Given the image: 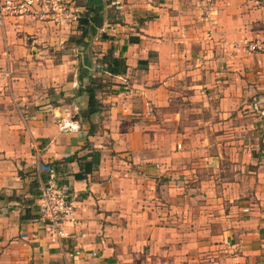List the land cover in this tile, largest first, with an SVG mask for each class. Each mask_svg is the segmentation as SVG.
Wrapping results in <instances>:
<instances>
[{"label":"crops","instance_id":"obj_1","mask_svg":"<svg viewBox=\"0 0 264 264\" xmlns=\"http://www.w3.org/2000/svg\"><path fill=\"white\" fill-rule=\"evenodd\" d=\"M126 1L139 41L96 31L127 69L104 73L89 116L80 90L105 76L61 46L80 34L76 5L51 31L39 11L0 27V264H264V0ZM171 94L207 107L179 152L153 137L152 106ZM37 161L74 207L59 240L38 221Z\"/></svg>","mask_w":264,"mask_h":264},{"label":"rangeland","instance_id":"obj_2","mask_svg":"<svg viewBox=\"0 0 264 264\" xmlns=\"http://www.w3.org/2000/svg\"><path fill=\"white\" fill-rule=\"evenodd\" d=\"M102 4H103V10H102V14H103V23H102V29L106 30L108 29L110 33H113L114 35H112L111 37H109V39H111V41H115V40H119L120 42L123 41V46L124 47H130L129 46V39L131 38V34H133V30H130L129 28L133 27V24L131 22H127V19H129L128 17V10L129 8L128 6V2L126 0H101ZM141 4H143V0H139ZM158 1V0H156ZM93 2H89V0H73V5L75 4L76 7L78 8V15L79 17L77 19H80L82 14L84 12H86V7ZM72 10H75L74 6H71ZM44 12V10H43ZM35 15V14H34ZM137 16V15H136ZM133 18H135V15H132ZM138 17V16H137ZM140 19H143L145 17H141L139 16ZM43 28L44 29H57L60 25H64L66 23L62 22L59 24H50V19H45V21H43ZM50 22V23H49ZM142 23V22H141ZM138 21V24H136V28L140 27L141 24ZM130 25V27H129ZM76 27L72 28V32L74 31H79V28L77 25H73ZM77 29V30H76ZM116 30H118L116 32ZM102 32L104 31H99L98 33H95L94 36L89 37L87 39V41H85V39L81 38L80 34L76 35V34H70L68 35V39L70 40V42L68 43V41H64L61 46L65 49V50H70L72 49L69 53L71 56H74L73 54H75V52L79 49L78 52H80V50H82V48L84 49V53L88 56L89 61L92 63L94 62L96 59H98V61L101 62V59L104 58V54L109 50V45L108 43L105 44L106 41H103L102 39ZM116 32V33H115ZM105 37V36H104ZM81 38V39H80ZM77 40H79V42L82 40V43L77 44ZM46 42H48L47 40H45ZM142 42H139V48L142 49V46H144V40H141ZM50 42V41H49ZM48 44V43H46ZM56 46V45H53ZM108 48V49H107ZM137 50V49H136ZM54 54H56V51H53ZM131 52L135 53L138 51L132 50ZM57 62V59H54ZM53 60V61H54ZM97 61V60H96ZM101 65V63H100ZM105 77H100V79L103 80H107L108 77L107 75H105L104 73L102 74ZM180 94H182V90H179ZM184 95V94H183ZM174 94H171V101L168 102V104L166 106H152V111L154 114V118L151 119L153 125L155 126V131H153L156 135H153V137H156L158 141H160V143L164 142L169 146H173L174 150L176 152L179 151H184V146H185V142H187V147L189 146V139L188 136L189 134H187V128H191L193 127V121L194 118L196 117L197 113L200 109V113H198V115H202L204 112H206V110L204 108L207 107H202L201 103L198 102H191L190 101V97L189 96H184L186 99H180L179 97H174ZM143 123V122H142ZM178 144L180 145V148H178ZM185 150L190 151L189 148H187ZM191 157L190 156H185L182 157L181 162H185L184 158H188ZM187 164V163H186ZM191 164V163H188ZM192 165V164H191ZM218 167V166H217ZM216 167V168H217ZM207 168L204 169H196V173H203L206 174ZM189 174H191V171L188 170ZM193 173V172H192ZM219 173V172H217ZM172 177H168L169 180L167 181H175L173 179H177L178 178H173ZM167 179V177H166ZM185 186H190L191 184H182ZM216 190H220L222 184L221 183H216ZM177 187V186H176ZM180 187V186H179Z\"/></svg>","mask_w":264,"mask_h":264},{"label":"built area","instance_id":"obj_3","mask_svg":"<svg viewBox=\"0 0 264 264\" xmlns=\"http://www.w3.org/2000/svg\"><path fill=\"white\" fill-rule=\"evenodd\" d=\"M73 0H0V27L7 19H21L32 13L43 12V15L54 24L62 23L72 18ZM248 46L249 50L254 49ZM264 116V108L258 109ZM60 131L77 133L80 124L72 116H56ZM34 147V144H31ZM180 148V145L177 146ZM37 178L39 181L38 221L43 224L52 240L65 238L64 224L75 222L73 204L67 199L65 188L57 182L53 166L42 161L36 162ZM80 252L77 250L74 255Z\"/></svg>","mask_w":264,"mask_h":264},{"label":"trees","instance_id":"obj_4","mask_svg":"<svg viewBox=\"0 0 264 264\" xmlns=\"http://www.w3.org/2000/svg\"><path fill=\"white\" fill-rule=\"evenodd\" d=\"M89 2L93 3H90L86 7V12L82 14L81 18L78 21V27H80V37L83 39L88 35L95 34L98 29L102 28L103 23L102 1L89 0ZM102 39L106 42L108 40L103 36ZM138 41V38L131 37L128 43L137 44ZM76 43H82V40L80 42L79 40H77ZM116 50L117 46H112V44H110L109 50L104 54V58L101 59L100 62L102 67V73H107L111 76H118L125 73L127 69L125 58L122 56V53H116ZM80 79H82V77ZM104 86L105 84H103L102 79H100V77H92L90 78L89 84L86 87L81 88L80 92H84L88 96V103L86 109L87 116L97 113L100 110V105L96 98V92L101 90ZM77 177L81 176L77 175Z\"/></svg>","mask_w":264,"mask_h":264}]
</instances>
